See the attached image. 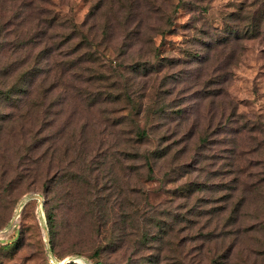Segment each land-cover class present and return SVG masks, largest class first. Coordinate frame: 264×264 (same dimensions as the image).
Instances as JSON below:
<instances>
[{
  "label": "rangeland",
  "instance_id": "374dc122",
  "mask_svg": "<svg viewBox=\"0 0 264 264\" xmlns=\"http://www.w3.org/2000/svg\"><path fill=\"white\" fill-rule=\"evenodd\" d=\"M6 1L0 0V12L4 8H10ZM161 1H164V7L167 9L165 10L170 11L171 21L164 25L165 33L155 36L153 44L161 52L158 63L162 64L163 70L156 85L166 104L152 106L151 113L156 108H164L165 113L156 111V115L160 117V122L169 125L162 129V133L168 132L167 142L172 143V153L168 160L153 163V177L147 181L149 185L144 192L159 196L155 202H161L162 208L171 204L173 211L180 213L185 205L184 201H187L192 210L190 216L200 220H221L220 226L224 227L217 229V233L210 236L204 247H193L188 264H264V0ZM94 2L95 0L57 1L54 13L58 17H70L73 20L81 29L78 38L81 34L87 36L93 44L91 50L96 51V56L103 63L119 67L120 61L128 64L139 61L142 57L146 59L151 51L147 43L134 42L131 39L127 42L131 47L118 45L122 31L119 23L111 16V10L115 11L114 8L104 13L98 12L96 24L95 20L86 22L89 8ZM138 6H135V9ZM240 10L241 23L232 22L230 18ZM248 11H251L249 17L253 19L256 36L240 42L231 41L225 47L226 36L235 38L236 33L241 36L245 32L242 22ZM9 12L1 13L3 19L0 20V41L8 40V34L13 29L9 18L6 17L10 16ZM105 28L109 29L110 39L100 33ZM139 29L138 26L134 27L131 37L133 30ZM212 45L215 48L212 51L214 63L208 72L215 75L226 72L230 75L227 91L238 107L237 115L244 118L237 123L215 128L214 132L205 137L207 141L201 143L197 136L188 137L187 130L189 127H202L205 124L204 112L209 108L210 100L203 96L214 92V89L201 84L194 85L192 79L196 72L207 73L206 65L200 66L198 61L208 53ZM227 49L229 52L233 51L232 57H228ZM227 63H230V67L225 69ZM40 66L44 69L47 63L43 62ZM136 80L140 83L138 86L142 87L148 79L137 77ZM148 90L149 87L146 92ZM14 100L12 96H6V99L0 96V117H7L4 121L7 128L1 138L8 155V164L1 168L0 163V174L6 173L8 180H11L14 166L9 164L23 156L26 172L30 174L31 170L33 174L38 172L39 175L30 179L31 189L19 196L18 186L12 183L5 189L0 186V264H153L150 262L152 256L146 255L148 250H143L135 256L131 255L132 258L128 259L127 256L123 257L122 253L115 254L112 251H106L102 256H92L95 249L88 243L91 224L85 222L88 214L84 216L82 209L83 201L79 191L81 187L77 178L81 173L77 171V161L79 156L83 160L90 158L95 162L104 160L102 154L97 158L95 155L97 149L101 148L99 139L102 134H98L97 139H92L95 131L100 129L102 108L99 113H91L78 102L64 104L57 121L54 119L55 113H49V122L45 126L50 146L46 160L33 162L34 158L29 159L28 156L35 157V152L30 150L29 146L15 144L11 131L17 122L15 117L19 114ZM148 100L149 97L144 102ZM125 104L127 105L125 101H118L120 107ZM178 110L182 112L178 113ZM189 113L192 115L187 122L185 118L181 119V116H187ZM103 116L105 119L107 114L103 113ZM153 116L150 120H153ZM155 120H158V117ZM147 121L150 123L149 119ZM176 123L185 126L178 127L175 126ZM1 124L3 123L0 122ZM80 125L86 128L85 132L75 129ZM180 128L186 134L175 132ZM239 129L241 133L233 132ZM61 141L70 145L65 147ZM56 145L62 146L55 150ZM14 146L18 149L15 158ZM191 147L196 149L189 151L188 148ZM88 150H91V153ZM105 151L106 148L103 153ZM192 152L198 153V163L191 159L193 157H188V153ZM54 155L58 158L60 156V165L63 164L65 168V175L60 179L59 185L52 183L57 169L52 162ZM143 163L144 161L130 164H137L134 167L138 174H145L147 168ZM113 170L123 185L120 180L122 173L118 171L116 164ZM45 175L46 177H43ZM112 177L114 179L113 175ZM132 177L135 178V175ZM202 182L207 183L206 186L213 183L215 187L212 189L215 190L202 188L203 186L198 184ZM188 183H196L191 187L198 186V190L186 199L181 188L187 189ZM48 186L52 187L53 195L46 193ZM54 194L60 199H52ZM133 194L135 201L140 198V195L137 197L135 188ZM228 196H233V202L238 204V210L231 214L230 218H227L228 213H221L220 209L225 205ZM202 204L205 205L202 206L203 209H195L196 205ZM217 206L219 208L210 209ZM49 214L54 217L53 222L49 221ZM214 227L212 224L210 228ZM236 227H239L240 231L234 233ZM199 250L204 255L201 256ZM188 253L190 254V250ZM177 254L178 252L175 254L176 259ZM164 259L165 257L161 256L162 264H165Z\"/></svg>",
  "mask_w": 264,
  "mask_h": 264
},
{
  "label": "trees",
  "instance_id": "16d2710c",
  "mask_svg": "<svg viewBox=\"0 0 264 264\" xmlns=\"http://www.w3.org/2000/svg\"><path fill=\"white\" fill-rule=\"evenodd\" d=\"M57 1L61 0H7L5 3L8 2L10 8L2 10V12L10 11V16L6 17L9 18L13 29L8 34V40L0 41V96L4 99L6 96L15 98L14 106L19 113L15 117L17 122L11 129L15 144L29 146L28 148L35 152V157L28 156L29 159L34 158L33 162L41 160L45 162L50 147L48 132L45 133L49 113L52 115L55 113L54 119L57 121L64 104L78 102L91 113H99L102 108L107 116L104 119L101 112L100 129L95 131L96 134L92 139H97L96 136L102 134L99 139L101 148L97 149L95 155L97 158L102 154L104 160L95 162L90 158L83 160L79 156L77 161V171L81 173L77 178L81 187L79 191L83 201L82 209L84 216L88 214L85 222L91 224L88 243L95 249L92 256H102L104 252L112 251L115 254L122 253V256H127L128 259V257L132 258L131 255L135 256L143 250H148L146 255L154 258H150L153 264H162L161 256L165 257L163 260L165 264H188L193 247H204L210 236L215 235L217 229L221 230L224 227L220 226L221 220H200L190 216L192 210L187 201H184L185 205L180 213L174 212L171 204L162 208L161 202H155L159 196L144 192L149 185L147 181L153 177L151 174L153 163L158 160H168L172 153V143L167 142L168 132L162 133V129H166L169 125L160 122V117L156 115V111L165 113L164 108L160 107V110L156 108L151 113L152 106L166 104L161 98L162 92H158L159 88L156 85L163 66L158 63L161 52L154 46L153 40L155 36L165 33L164 25L171 21L170 11H166L164 1L160 2V0H95L89 8L90 13L86 16V22L95 20L96 24L98 12L104 13L114 8L115 11L111 10V16L119 23L118 26L122 31L121 42L118 45L131 47L127 42L132 39L134 42L147 43L151 48L146 59L142 57L141 60L128 64L120 61L119 67H111L96 56V51L91 50L93 44L87 36L81 34L78 38L81 29L70 17H58L54 13ZM137 5L139 6L135 9ZM250 13L251 11H248L243 17L242 25L245 27V32L241 36L236 33L235 38L226 36L225 47L231 41L240 42L256 36L253 19L249 17ZM1 19L3 14L0 16ZM230 19L232 22L241 23V10L234 13ZM137 26L140 29L133 30L131 37L132 29ZM100 33L108 36V39L111 38L108 28ZM214 49L213 45L210 46L208 53L198 61L200 66L206 65L207 73L196 72L192 79L194 85L201 84L214 89V92L203 96L210 100L209 108L204 112L205 124L202 127L199 125L195 128L189 127L187 130L188 137L197 136L201 143L207 141L205 137L214 132L215 128L237 123L244 118L237 115L238 107L227 91L230 75L226 72L222 75L208 72L214 63H212ZM226 52L229 50L227 49ZM232 56L233 51H230L228 57ZM43 62L47 63L44 69L40 66ZM229 67L230 63H227L225 69ZM137 77H146L148 80L139 87ZM147 97H149L148 102H144ZM118 101H125L128 106L125 104L120 107ZM180 112L182 111L178 110V113ZM152 115H154L153 120H150ZM191 115L189 113L187 116H181V119L185 118L187 122ZM157 117L158 120H155ZM6 119V116L0 117V122L3 123L0 125L1 168L8 164V155L5 153V145L1 138V134L7 128L4 122ZM175 126L183 127L185 124L181 126L180 123H176ZM75 129L82 133L86 130L82 125ZM175 132L186 134L181 128ZM233 132L241 133L240 129ZM60 143L65 147L70 145L63 141ZM61 146L56 145L55 150ZM14 148L16 154L13 158L18 151L17 146ZM105 148L106 151L103 153ZM194 149L196 147L188 148L189 151ZM197 150L199 152L200 146ZM88 152L91 153V150ZM196 154L198 153H188V157H193L191 159H195L198 163ZM142 161L147 171L145 174H138V170L134 167L137 164L130 163ZM52 162L57 167L52 183L59 185L60 179L65 175L63 173L65 168L63 164L60 165V156L58 158L54 155ZM71 162L70 159L69 163ZM115 164L122 173L120 180L123 185L116 178L118 175L113 170ZM9 165L14 166L13 176L8 180L7 174L1 173L0 186L4 189L10 183L18 186L17 196L30 190L32 181L30 179L38 177L39 173L33 174L31 170L30 174L26 172L23 156H19ZM105 170L109 171L105 172ZM132 175H135V178ZM194 184L196 183H188L187 189L181 188L186 199L198 190V186L191 187ZM198 184L204 189L215 190L212 189L215 187L213 183L209 186L203 182ZM134 188L137 197L140 195L136 201ZM58 190L59 188L56 192ZM46 193L53 195L51 186L46 188ZM232 197L228 196L225 205L220 207L223 210L221 213H228L227 218L238 210V204L233 202ZM52 199L60 198L54 194ZM202 206L205 205H196L195 209ZM215 208L219 206L210 209ZM48 219L50 222L54 221L51 214L48 215ZM212 224L215 225L213 229L210 228ZM237 231H240L239 227L235 228L234 233ZM199 252L201 256L204 255L202 251Z\"/></svg>",
  "mask_w": 264,
  "mask_h": 264
}]
</instances>
